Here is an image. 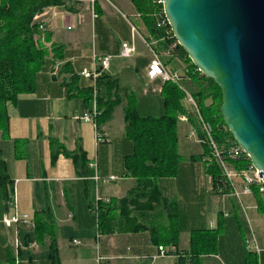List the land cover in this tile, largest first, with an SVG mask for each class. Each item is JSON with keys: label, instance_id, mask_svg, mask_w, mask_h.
<instances>
[{"label": "crops", "instance_id": "1", "mask_svg": "<svg viewBox=\"0 0 264 264\" xmlns=\"http://www.w3.org/2000/svg\"><path fill=\"white\" fill-rule=\"evenodd\" d=\"M115 1L125 13L112 0H81L74 13L62 7L44 10L39 14L44 16L38 23H43L45 33L49 35V42L44 41L45 46L62 45L64 63L70 64L75 73L86 68L88 63L90 66L95 56L128 60L126 65L110 66L106 73L120 81L124 75L128 76L133 86H144L142 96L145 99L160 98L162 83L146 76L151 60L146 44L153 49L154 42L145 41L147 33L142 27L133 25L138 35L127 30V20L135 19L129 0ZM117 23L122 25V32L118 31ZM123 43L135 48L130 58L119 57ZM163 61L173 69L168 61ZM172 61L183 68L179 57ZM61 65L47 60L36 75L33 92L19 95L15 105L7 106L8 136L0 138V154L13 181L19 212L33 216L34 221L35 215L42 213V220L53 223L61 264H95L97 256L104 259V264H175L177 259L173 255L153 258L158 253L153 243V228L157 227L163 233L167 227L166 215L159 212L141 215L137 213L140 210L136 208L139 205L136 200L123 212L111 209L108 227L98 238L96 249V217L89 206L99 202L113 204L133 190L135 180L127 175L123 164L124 157L131 153V144L124 135L121 107L103 127L107 141L95 142L92 125L79 120L87 110L83 101L68 99L60 80L63 77L53 76ZM82 84L88 85L83 80ZM119 90L120 85L119 95L129 94H121ZM155 106L162 115V101L161 105ZM116 115L121 117L118 124L114 120ZM51 139L67 152L80 146L86 156V166L76 168L63 155L52 163ZM200 149L197 154L186 157L175 178L160 179L156 184L160 196L169 203L168 214L177 215L180 235L176 250H188L190 232L216 230L220 223L222 230L217 254L204 257L203 264H242L246 255L245 239L251 233L260 250V261L264 257V216L257 209L256 198L254 195L243 196L239 203L233 197L214 193L204 164L194 159L202 155L201 146ZM93 162L100 179L113 177L114 180L95 182L90 179L94 175L89 168ZM85 171L92 173L91 176L86 177ZM11 231L13 233V229L5 228L0 222V263L7 259ZM66 246L79 250H66ZM41 249L45 250L37 246L28 251L32 264H37L35 258ZM165 251L171 253L174 250L165 248Z\"/></svg>", "mask_w": 264, "mask_h": 264}, {"label": "trees", "instance_id": "2", "mask_svg": "<svg viewBox=\"0 0 264 264\" xmlns=\"http://www.w3.org/2000/svg\"><path fill=\"white\" fill-rule=\"evenodd\" d=\"M80 1L0 0V138L8 136L7 106L15 105L19 95L33 92L36 75L49 59L52 64L62 63L58 77H63L61 83L67 98H80L87 110L91 108V89L88 85L82 84L81 78L75 74L70 64L64 63V47L53 43L49 49L43 47L39 43L40 39L43 38L45 42H49V35L45 31L42 32L39 29V23L34 21L37 15L48 8L62 7L74 13ZM160 1L129 0L136 19L130 18L133 25L142 27L146 31L145 41L154 42L153 50L156 52L163 51L169 43L175 41L168 26L164 29L157 27V15L162 10ZM175 53L182 61L183 68L172 60L168 63L173 69L180 71L183 85L188 87L197 102L204 122L211 127L212 138L218 149L223 152L224 161L235 171L245 169L248 164L246 159L232 160L227 156L228 150L235 144L220 117L221 94L219 89L211 80L206 79L197 71L179 46ZM96 87L98 112L96 123L100 132L111 121L115 110L122 108L124 135L131 144V153L124 157L123 164L127 175L136 183L133 190L118 202L108 205L99 202L89 206L90 212L96 217L97 232L100 235L106 232L105 227H108L106 224L110 220L111 209L117 208L123 212L136 200L139 204L136 208L140 211L134 212L141 215L157 214V212L166 215L165 231L160 233L157 227L153 228L155 232L153 243L157 249L159 247L173 249V252L166 253L176 257L175 264H203L204 257L217 254L222 225L219 223L216 230L190 232L188 250L177 251L180 235L177 215L168 214L169 203L160 196L156 186L160 179L175 178L182 162V157L177 152V126L178 117L186 114L183 106V93L176 84L163 83L160 91L163 114L154 118L139 115L132 93L119 95L118 78L103 72L97 79ZM188 121L197 132V136L202 140L205 139L195 119L189 116ZM200 146L203 149L202 155L194 159L201 160L202 157L210 154L206 142ZM50 147L52 163L59 155H63L71 160L76 168L82 169L86 166V156L80 146L73 152H67L56 140L51 139ZM205 172L210 179L214 193L218 194V189H222V193L229 194L230 190L228 186H225L226 182L218 161L211 159L210 164L205 167ZM91 174L85 171L84 175L90 177ZM253 192L257 201V209L264 216V198L257 194L256 190ZM12 195L13 181L10 179L6 164L0 154V221L10 211ZM40 215L42 213L35 215V231L33 234L24 236V244L27 246L34 242L38 247L44 248L47 251V264H61L54 225L48 220H42ZM27 256L31 260L30 252H27ZM0 264H15L12 251L8 249L7 259ZM242 264H258V258L246 250ZM260 264H264V257L260 258Z\"/></svg>", "mask_w": 264, "mask_h": 264}, {"label": "water", "instance_id": "3", "mask_svg": "<svg viewBox=\"0 0 264 264\" xmlns=\"http://www.w3.org/2000/svg\"><path fill=\"white\" fill-rule=\"evenodd\" d=\"M178 46L221 94L220 117L264 185V0H162Z\"/></svg>", "mask_w": 264, "mask_h": 264}, {"label": "built area", "instance_id": "4", "mask_svg": "<svg viewBox=\"0 0 264 264\" xmlns=\"http://www.w3.org/2000/svg\"><path fill=\"white\" fill-rule=\"evenodd\" d=\"M162 6V0L159 2ZM44 15H38L34 18V21L38 22L41 18H43ZM157 27L159 29H164L168 25L167 20L165 19V16L163 14V8L159 15H157L156 19ZM130 25V24H129ZM39 29L44 32V26L43 23L39 22ZM170 29V28H169ZM130 31L134 35H138V32L136 28L133 25H130ZM171 32V31H170ZM146 44V42H145ZM147 47L150 50L151 54V60L147 68L146 76L149 80H160V82L163 83H173L176 84L179 90L183 93V103L188 106L190 111L193 114V118L195 119L196 123L199 126V129L201 133L205 136V139H200L197 136V132L194 128H192V132L190 134L191 137L195 136L198 139V144L201 145L202 143L207 144L209 149V156H204L201 159V163L204 164V166H208L210 164L211 159H215L218 161L220 168L222 170L224 179H225V186H228V189L230 190L229 194L222 193V189H218V194L222 196H230L235 198L239 203L241 200V197L243 196H251L253 195V191L256 190L257 194L262 196L264 198V185L262 182V179L259 177V172L253 168V166L249 162V158L244 152L235 144L232 146L228 152L227 156L231 158L232 160H238L241 158H244L248 161V164L245 169L235 171L233 170L226 162L224 161L223 152L220 151L215 143V141L212 138L211 133V127L204 122L199 107L197 105V102L193 98L192 94L184 87L183 85V78L180 73V71L171 69L168 67V65L165 64L163 60L170 61L177 58V55L175 53V50L177 49V42H171L167 45L163 51L160 53L154 51L151 46L146 44ZM135 53V48L133 45H129L127 43L121 44V49L119 53L120 58H130ZM111 61V57L105 56V57H93L92 58V65L90 69H82L80 73L78 74V77H80L82 80L86 81L88 83V87L91 89L92 92V105L89 110H86V112L82 115V117L79 118V120L83 123H89L92 125L94 134H95V142L99 143L100 141H107V136L105 135L103 128L101 129L102 132L98 130V126L96 123V118L98 116L97 108H96V96H97V87L96 82L97 79L100 77L101 73L106 72L109 69V64ZM53 76L55 78L58 77L57 72H53ZM189 114H183L178 117L179 123H189L188 121ZM194 133V134H193ZM89 168L94 172V175L90 178L93 181H101L97 175V166L95 163L90 164ZM114 178H108L107 180H102V182H108L113 181ZM10 210H13L11 215H4L1 219V223L4 225L7 229H13V234L8 241V249L12 251L14 258H15V264H19V254L21 251L28 252L29 250H33L37 248L36 243H30L29 245L24 244L21 240H19V234L22 229H25L26 234L34 233L35 231V221L33 218H29L27 215H19L16 212L15 209V197H14V190L13 195L11 197V208ZM25 234V235H26ZM100 237V233L97 232L95 236L96 240V249L98 246V238ZM75 245H77L76 242H73ZM245 248L248 252L253 253L258 258V264H260L259 261V255L260 250L258 249L254 236L251 233L246 239H245ZM167 253L164 248L159 247L158 253L153 258H162L166 257ZM95 264H104V259L100 256L96 257Z\"/></svg>", "mask_w": 264, "mask_h": 264}, {"label": "rangeland", "instance_id": "5", "mask_svg": "<svg viewBox=\"0 0 264 264\" xmlns=\"http://www.w3.org/2000/svg\"><path fill=\"white\" fill-rule=\"evenodd\" d=\"M99 1H101V0H99ZM112 1H113V3H115L117 5V7L120 9V11H122V13H125V11L122 10V7L118 5L117 1H115V0H112ZM127 23H128L127 24L128 26L126 25L127 26V30H129V32H130V25H133L132 19H128ZM116 27H117L118 31H120V32H122L124 30V29H122V25L120 23H117ZM95 42H96V40H95ZM39 43L42 44L43 47L49 49V47L45 46L43 38L40 39ZM109 57H111V56H109ZM111 60L112 61H110L109 67L113 66V65H115L117 63L126 65L127 62H128V60H120V59L116 60L113 57H111ZM91 65H92V62L90 63V66H89V63H88L85 66L86 69H90ZM80 71L76 72L75 74L78 76ZM60 80L62 82V78H60ZM118 80H119V78H118ZM119 85H120V90L119 91H120L121 94H124L125 92H127V93L128 92L129 93L132 92L133 93L135 101H136V109L139 111L141 116H151V117H154V118H157V117L161 116L160 112H157L158 111L157 110L158 107L155 106V105H157V103H158V105H161V99L159 98V96H157L158 98L153 96V97H148V98L145 99L142 96V90L146 89V88L144 86H141L140 84H139V86L138 85L133 86L131 84V81H130L129 77L125 76V75L123 76L121 81L119 80ZM184 87L190 92V90L188 89V87L186 85H184ZM183 106H184V109H185L186 113H188L190 117H193V114L190 111V109L188 108V106L185 105L184 103H183ZM120 118L121 117L119 115H116L114 117L115 124H118V119H120ZM187 124L190 125L189 123H179L178 126H177V152L182 157V162H184L186 160V157H190V155L197 154L201 150L200 146L198 144V139L195 136V134L193 133L194 137L190 136V134H191V132L193 130H192V127L191 128L188 127ZM189 128H190V130H189ZM187 130H189L190 132L188 131L187 132L188 135L186 136V131ZM104 142H106V141H102V142L100 141L99 143H104ZM182 162H181V164H182ZM93 163H95V162H93ZM180 167L181 166H179V168H178L177 175L179 174ZM14 197H15V209H16L17 214H19V215H27L29 218H32L33 216H31L29 214H25V213L19 212L18 206H17V195H16L15 190H14ZM12 212H13V210H10L8 215H11ZM25 234H26L25 229H22L20 234H19V240H21L22 242L24 240ZM29 234H32V233H29ZM12 235H14V234L11 231V236ZM7 246H8V244H7ZM71 248L72 249H69L67 246L65 247L66 250H71V251L79 250V248H73V247H71ZM58 251H59V249H58ZM60 251H62V248H61ZM46 253H47L46 250L41 249V251L39 252V256L37 258L34 257L36 259V261H37L36 262L37 264H47V257L45 258ZM219 256L221 257L222 255L219 253ZM19 264H32V258H31V260L28 259L26 251H21V256L19 257Z\"/></svg>", "mask_w": 264, "mask_h": 264}]
</instances>
